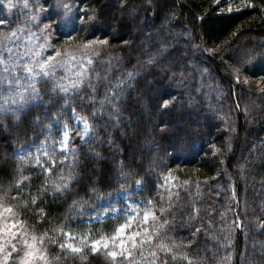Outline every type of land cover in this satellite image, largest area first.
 <instances>
[{
  "label": "trees",
  "instance_id": "16d2710c",
  "mask_svg": "<svg viewBox=\"0 0 264 264\" xmlns=\"http://www.w3.org/2000/svg\"><path fill=\"white\" fill-rule=\"evenodd\" d=\"M59 1L0 0V36L31 14L51 51H95L78 90L41 78L35 104L0 113V204L43 236L51 264H113L50 241H63L61 227L111 234L122 219H86L119 192L167 220L150 226L159 238L132 264H264V88L251 82L264 77V0H64L70 25L57 19ZM75 114L90 125L86 141ZM63 124L69 156L57 151ZM45 140L44 167L17 154Z\"/></svg>",
  "mask_w": 264,
  "mask_h": 264
},
{
  "label": "snow or ice",
  "instance_id": "6c2138e0",
  "mask_svg": "<svg viewBox=\"0 0 264 264\" xmlns=\"http://www.w3.org/2000/svg\"><path fill=\"white\" fill-rule=\"evenodd\" d=\"M12 5L9 4V7ZM231 10V9H229ZM91 43V42H89ZM56 56H60L57 52ZM13 61L15 57L11 58ZM53 57L48 56L46 59L42 58L39 52H36L32 60L28 65L24 67V71L31 75L33 80L38 77H50L54 74L56 64L53 63ZM88 75L86 70H81L76 74V79L72 81V88L75 89L80 84L83 83L84 77ZM19 83V80H17ZM59 91L62 93H67L69 91L68 87L61 84H57ZM18 99L11 100V103L18 105L15 108V112H19L24 104L31 100L39 98V91L35 84L31 86L21 87L16 93ZM64 104L68 103L66 97H63ZM171 98L162 99L160 101V107L167 109L170 105ZM8 102L6 101V104ZM11 109L7 107H0V113L10 111ZM3 116L0 115V119ZM80 119H83L80 117ZM85 126V134L89 127L88 121L83 120ZM51 128V125H48ZM62 144L67 146L69 133L64 131ZM75 155V153H73ZM51 171V169H49ZM171 174L166 178L165 183L171 180ZM141 181H137L140 184ZM185 184L188 182L185 181ZM61 184H55V188H61ZM154 205L149 201L147 206L144 208H131L130 212L132 214L126 215L123 222H119L114 228L111 234L100 233L96 236L83 235L79 238V243H74L76 236L72 231L65 232L63 227L57 229L63 233V241L57 242L52 239L50 242L53 244H58V247L69 254H83L87 249L88 252L98 254L103 253L107 258H109L113 264H118L117 258L121 260H127L128 264H132L135 259L134 252L139 255H143L144 245L151 244L154 237H157V231L150 230L149 224L151 223L153 229H163L164 225L167 224V220H161L157 216L154 210ZM160 213L165 212L164 207L159 208ZM29 226L26 221L18 219L16 213L11 207H4L0 204V264H51L49 260L48 253L44 247L43 236L38 237L37 235L29 232ZM45 236L47 233L44 234ZM19 245V246H18ZM153 247L165 248L167 251H172L163 243L158 245H153ZM86 258V256L84 257ZM58 259V258H57Z\"/></svg>",
  "mask_w": 264,
  "mask_h": 264
},
{
  "label": "rangeland",
  "instance_id": "374dc122",
  "mask_svg": "<svg viewBox=\"0 0 264 264\" xmlns=\"http://www.w3.org/2000/svg\"><path fill=\"white\" fill-rule=\"evenodd\" d=\"M70 7L71 6L64 0H60L58 2L57 15L60 18H57L58 21H62L66 25H70L67 23L68 20L71 21L70 19H72L73 8L71 9ZM229 8H234V6ZM24 19L25 22L22 23V28L19 29L18 24H16L14 32L10 35L6 34L5 36H0V107H7L11 109L10 111L3 113L11 112L14 114H20L35 104L38 99L29 101L23 105L19 112H15L14 110L18 107V105L12 104L11 100L18 99L16 95L18 89L25 86H31L41 78H52L56 82V85L59 83L68 87L69 91L67 93L78 90L81 84L73 89L72 81L76 79V74L82 69L88 71L92 56L95 52L90 45L85 46L87 48H64L54 50L53 52V50L51 51L48 37L43 34V30L40 26L36 25L38 22L36 21V23L31 24L30 20L35 21L34 16L29 14V16ZM36 52H39L42 58L46 59L48 56H52L54 58L52 62L56 64V68L52 76H41L33 80L31 75L24 71V67L30 63ZM57 52L60 53V56H56ZM13 56L15 57L14 61L11 59ZM17 80H19V83H17ZM234 80L235 82L240 81L238 77H235ZM251 82L256 85L258 89L264 88V77ZM6 101L8 102L7 104ZM80 117L81 116L75 114L73 120L75 127L78 129V135L83 141H86L91 137V128L88 123L89 127L85 134L84 119H80ZM58 130L60 138L57 143V151L65 154V156H69L73 149L71 146L72 136L69 128L67 125L63 124L58 126ZM65 130L69 133L67 146L62 144L64 139L63 133ZM52 147L53 144H51L49 140H45L39 145L30 144L24 147L18 150L17 154L20 156L30 157L34 160L36 165L44 167L45 164L49 162L48 153L51 151ZM135 194H137V191ZM137 206H139V208H144L147 206V203L133 197L131 194L129 195V193L119 192L111 197L109 201L101 203L99 210H92L91 213L93 215L88 217L86 221L95 223L104 222L108 219L119 218L122 219L121 222H123L126 215L132 214L130 209ZM148 226L150 228L151 223ZM73 242L78 244L79 237L76 236V239Z\"/></svg>",
  "mask_w": 264,
  "mask_h": 264
}]
</instances>
